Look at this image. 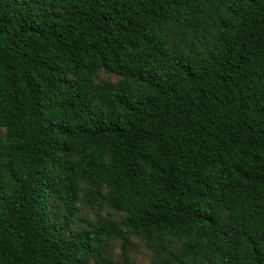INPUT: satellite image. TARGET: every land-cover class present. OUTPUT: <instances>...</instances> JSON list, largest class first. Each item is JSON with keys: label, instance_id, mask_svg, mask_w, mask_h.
I'll list each match as a JSON object with an SVG mask.
<instances>
[{"label": "trees", "instance_id": "1", "mask_svg": "<svg viewBox=\"0 0 264 264\" xmlns=\"http://www.w3.org/2000/svg\"><path fill=\"white\" fill-rule=\"evenodd\" d=\"M132 238L264 264V0H0V264Z\"/></svg>", "mask_w": 264, "mask_h": 264}, {"label": "rangeland", "instance_id": "2", "mask_svg": "<svg viewBox=\"0 0 264 264\" xmlns=\"http://www.w3.org/2000/svg\"><path fill=\"white\" fill-rule=\"evenodd\" d=\"M94 214H91V216ZM106 216L105 213L102 214ZM120 241L110 242L106 248V254L113 259L115 264H121L120 257ZM129 257L133 264H147L149 262V252L145 249L143 245L137 240L132 238V245L129 248ZM87 264H104L102 261L92 259L88 261Z\"/></svg>", "mask_w": 264, "mask_h": 264}]
</instances>
